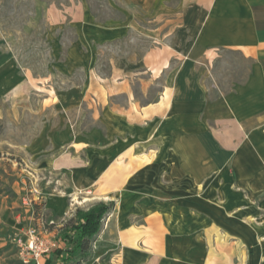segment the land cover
Here are the masks:
<instances>
[{"label":"rangeland","instance_id":"rangeland-1","mask_svg":"<svg viewBox=\"0 0 264 264\" xmlns=\"http://www.w3.org/2000/svg\"><path fill=\"white\" fill-rule=\"evenodd\" d=\"M85 15L96 29L81 27ZM165 20L132 0H0V264H26L15 240L30 228L57 244L40 264H65V226L99 203L109 209L86 264H264V194L232 178L204 197L193 178L197 148L186 137L167 146L129 109L164 87L179 101L214 100L248 77L239 53L210 65L173 60L145 98L143 58ZM220 199L227 210L207 207ZM160 218L171 248L157 262L142 239H155L148 220ZM121 233L141 241L125 246Z\"/></svg>","mask_w":264,"mask_h":264},{"label":"crops","instance_id":"crops-1","mask_svg":"<svg viewBox=\"0 0 264 264\" xmlns=\"http://www.w3.org/2000/svg\"><path fill=\"white\" fill-rule=\"evenodd\" d=\"M132 2L147 9L153 7L157 16L160 13L166 16L165 22L154 31L157 46L143 58V67L150 76L142 80L145 98L157 80L170 69L173 60L181 61L183 65L200 61L210 65L223 53L231 52L241 54L250 62L246 81L217 99L179 101L174 87H164L153 103L139 105L132 102L129 109L140 111L150 127L149 132H155L156 139L164 138L167 146L175 147L177 143L179 146L180 137H186L187 143L197 148L193 157V178H199L195 184L203 187L204 197L214 192L213 183L227 189L232 178L243 191L249 187L251 195L264 194V0ZM172 2H177V6L165 5ZM81 27L96 29V24L85 15ZM117 29H108L110 39H117ZM126 93L133 100L131 93ZM147 132L148 129L145 130ZM203 203L200 204L204 208L206 204ZM231 204L221 200L219 205L208 202L207 207L225 211ZM251 210L255 207H249L248 212ZM238 217L234 224L242 230L244 226ZM148 222L156 226V237L149 236L142 241L155 245L156 252L153 249V253L149 252L146 248L142 256L152 253L157 262L168 260L171 240L165 234V220L160 218ZM224 222L219 220L215 226L225 231ZM206 231L204 229V238L208 240ZM120 240L124 245L141 241L128 233H121ZM131 264H136V257Z\"/></svg>","mask_w":264,"mask_h":264},{"label":"trees","instance_id":"trees-1","mask_svg":"<svg viewBox=\"0 0 264 264\" xmlns=\"http://www.w3.org/2000/svg\"><path fill=\"white\" fill-rule=\"evenodd\" d=\"M109 207L99 203L87 211L78 209L64 228L67 241L65 264H86L91 256V243L101 231V221Z\"/></svg>","mask_w":264,"mask_h":264},{"label":"built area","instance_id":"built-area-1","mask_svg":"<svg viewBox=\"0 0 264 264\" xmlns=\"http://www.w3.org/2000/svg\"><path fill=\"white\" fill-rule=\"evenodd\" d=\"M47 233L37 228H30L21 238L16 241L18 252L24 263L40 264V258L44 254L52 252L57 244L47 239Z\"/></svg>","mask_w":264,"mask_h":264}]
</instances>
